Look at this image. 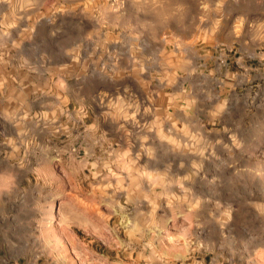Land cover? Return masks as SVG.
I'll list each match as a JSON object with an SVG mask.
<instances>
[{"label":"rangeland","instance_id":"rangeland-1","mask_svg":"<svg viewBox=\"0 0 264 264\" xmlns=\"http://www.w3.org/2000/svg\"><path fill=\"white\" fill-rule=\"evenodd\" d=\"M0 264H264V0H0Z\"/></svg>","mask_w":264,"mask_h":264}]
</instances>
